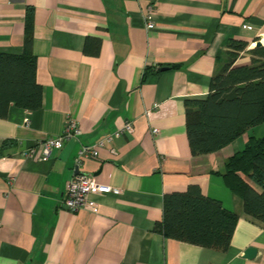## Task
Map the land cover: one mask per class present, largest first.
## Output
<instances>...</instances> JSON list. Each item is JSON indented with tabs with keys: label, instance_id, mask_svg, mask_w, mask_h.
I'll use <instances>...</instances> for the list:
<instances>
[{
	"label": "crops",
	"instance_id": "0c3cea01",
	"mask_svg": "<svg viewBox=\"0 0 264 264\" xmlns=\"http://www.w3.org/2000/svg\"><path fill=\"white\" fill-rule=\"evenodd\" d=\"M30 6L43 103L35 110L12 103L0 117V264H264V224L244 212L223 175L225 161L250 135H263L264 123L193 155L185 106L208 95L230 39L250 49L264 36V0H0V52H23ZM250 62L245 51L236 64ZM68 117L80 124L76 138L47 160L24 154L58 137ZM128 120L135 128L115 138L117 154L106 146L80 168L113 191L92 196L98 211L64 209L81 145ZM192 184L239 215L227 251L155 230L164 195ZM248 247L255 257L244 256Z\"/></svg>",
	"mask_w": 264,
	"mask_h": 264
},
{
	"label": "trees",
	"instance_id": "16d2710c",
	"mask_svg": "<svg viewBox=\"0 0 264 264\" xmlns=\"http://www.w3.org/2000/svg\"><path fill=\"white\" fill-rule=\"evenodd\" d=\"M34 8H27L22 53L0 52V117L12 103L38 109L43 88L37 80V56L32 51ZM245 39H230L217 55L218 66L205 98L186 99V129L193 155L215 152L264 123V45L248 49ZM250 64L237 65L241 52ZM151 68L147 67L146 73ZM224 179L243 200L244 212L264 224V134L250 135L244 148L225 161ZM250 179L261 190H258ZM239 215L221 200L207 196L197 184L164 195L163 219L155 230L166 237L227 251Z\"/></svg>",
	"mask_w": 264,
	"mask_h": 264
},
{
	"label": "built area",
	"instance_id": "2783aa9c",
	"mask_svg": "<svg viewBox=\"0 0 264 264\" xmlns=\"http://www.w3.org/2000/svg\"><path fill=\"white\" fill-rule=\"evenodd\" d=\"M146 25L149 29L155 27L153 8L145 14ZM264 41V39H262ZM30 121L25 117V122ZM134 123L128 120L125 124L113 133L107 134L91 145L82 144L75 159L76 167L79 169L66 185L65 195L62 199V207L70 212L76 213L83 209L98 211L99 203L92 197L93 195L107 194L113 191L112 185L98 182L96 176L80 170L84 162L89 158H99L101 150L108 146L112 154H117L114 145L115 138L124 134H132ZM159 129L154 128L153 133H158ZM81 133V127L76 118L68 117L62 133L58 137H47L36 143L34 147L24 152L26 156L37 157L40 160H47L51 156L54 148H61L65 140L76 138ZM1 223V220H0Z\"/></svg>",
	"mask_w": 264,
	"mask_h": 264
},
{
	"label": "water",
	"instance_id": "95a60500",
	"mask_svg": "<svg viewBox=\"0 0 264 264\" xmlns=\"http://www.w3.org/2000/svg\"><path fill=\"white\" fill-rule=\"evenodd\" d=\"M254 44H255L254 47H255V46H261V45H264V41H262V40H258V41H256ZM167 68H168V67H162V69H167ZM78 171H79V169L76 168L75 173H77ZM256 254H257V248H255V247H248V248L245 250V254H244V256L247 257V258H253V257L256 256Z\"/></svg>",
	"mask_w": 264,
	"mask_h": 264
},
{
	"label": "rangeland",
	"instance_id": "374dc122",
	"mask_svg": "<svg viewBox=\"0 0 264 264\" xmlns=\"http://www.w3.org/2000/svg\"><path fill=\"white\" fill-rule=\"evenodd\" d=\"M264 39V36H262L259 40H262ZM263 41V40H262ZM255 45V44H254ZM251 46V45H250ZM254 47V46H251V48Z\"/></svg>",
	"mask_w": 264,
	"mask_h": 264
},
{
	"label": "bare ground",
	"instance_id": "6f19581e",
	"mask_svg": "<svg viewBox=\"0 0 264 264\" xmlns=\"http://www.w3.org/2000/svg\"><path fill=\"white\" fill-rule=\"evenodd\" d=\"M251 46H254V44H252Z\"/></svg>",
	"mask_w": 264,
	"mask_h": 264
}]
</instances>
